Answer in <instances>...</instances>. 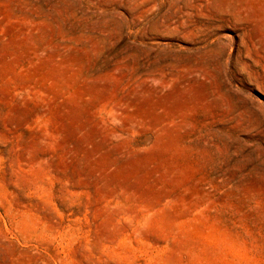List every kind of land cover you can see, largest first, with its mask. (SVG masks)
Masks as SVG:
<instances>
[{
    "label": "rangeland",
    "instance_id": "374dc122",
    "mask_svg": "<svg viewBox=\"0 0 264 264\" xmlns=\"http://www.w3.org/2000/svg\"><path fill=\"white\" fill-rule=\"evenodd\" d=\"M0 264H264V0H0Z\"/></svg>",
    "mask_w": 264,
    "mask_h": 264
}]
</instances>
